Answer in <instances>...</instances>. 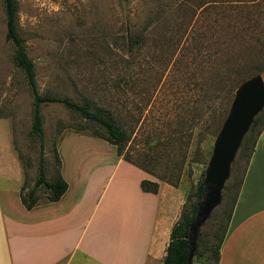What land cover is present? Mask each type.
<instances>
[{
    "label": "rangeland",
    "instance_id": "374dc122",
    "mask_svg": "<svg viewBox=\"0 0 264 264\" xmlns=\"http://www.w3.org/2000/svg\"><path fill=\"white\" fill-rule=\"evenodd\" d=\"M16 3L17 30L35 66L39 93L90 101L107 111L131 135L125 153L133 164L162 184H177L181 212L194 203L235 90L258 74L264 80V0ZM6 31L0 0V188H13L8 179L15 178L16 163L26 194L35 185L41 159L47 180L60 173L71 182L84 172L87 176L97 160L112 159L116 148L91 131H78L84 119L58 103L41 106L40 150L31 134L32 95L14 65ZM257 117L254 135L264 110ZM251 144L248 138L239 148L232 181L241 178ZM37 197L38 204L46 202L44 187ZM228 205L225 194L196 242L200 233L202 239L212 234ZM191 264L214 261L194 256Z\"/></svg>",
    "mask_w": 264,
    "mask_h": 264
},
{
    "label": "crops",
    "instance_id": "0c3cea01",
    "mask_svg": "<svg viewBox=\"0 0 264 264\" xmlns=\"http://www.w3.org/2000/svg\"><path fill=\"white\" fill-rule=\"evenodd\" d=\"M111 157L97 160L87 176L67 179L68 190L59 201L31 210L21 203L23 178L14 164L15 178L8 179L13 188H0V264H163L181 214L180 191L116 153ZM142 180L157 182L158 193L143 192ZM218 264H264V128L246 167Z\"/></svg>",
    "mask_w": 264,
    "mask_h": 264
},
{
    "label": "trees",
    "instance_id": "16d2710c",
    "mask_svg": "<svg viewBox=\"0 0 264 264\" xmlns=\"http://www.w3.org/2000/svg\"><path fill=\"white\" fill-rule=\"evenodd\" d=\"M4 8L6 15V40L10 42L14 47L13 62L15 67L20 69L25 76L27 84L30 88V92L33 99V111H32V126L31 134L38 140L40 150H43L44 133L42 127V115L41 106L45 104L58 103L72 112L79 114L83 119L78 131H91L95 136L104 140L106 143L116 148V155L122 157V159L135 166L133 162L128 158L125 153V149L131 140V135L127 134L125 129L119 125L113 116L109 115L104 109L96 108L90 101H85L83 104H79L71 101L68 98H60L51 95H41L39 93L36 84L35 66L29 58L24 40L20 37L17 30L16 14L17 3L16 0H4ZM243 82V81H242ZM259 117H256L253 124L244 137L241 150L244 148L248 138H252V144L249 152V156L246 162L245 170L248 165L250 156L252 154L255 141L264 128V122L260 124L259 129L254 135V130L257 127ZM139 169L146 171L145 169L138 167ZM244 172L241 175L239 181H232L231 179L226 183L223 191V198L225 194L229 200L228 209L224 208V211L220 215V222L214 229L212 234L206 235L207 239H202L200 233L198 241L196 242L194 256H206L208 260L214 261V264L219 262V252L221 245L226 237L231 215L236 204V200L240 191V187L243 182ZM148 172V171H146ZM204 176V172L203 175ZM171 184V183H170ZM173 187H177V184H171ZM44 187L46 190L47 199L45 203H55L59 201L62 196L68 190V184L62 179L60 173L58 178L54 181H49L45 177L44 162L41 159L39 163L38 176L35 181V185L26 194L20 192L21 203L27 210L33 209L38 205L37 189ZM140 188L145 193L157 194L159 185L156 182L142 180L140 182ZM196 201L189 205V207L183 209L180 214L178 222L173 226L170 233V241L166 248V255L163 264H188V256L190 251V245L188 240L189 226L194 221L197 209L200 205L203 193V179H201L196 186ZM235 190V193H233ZM225 220L221 219L224 217ZM216 211L212 214L215 215ZM212 218V216H211ZM202 246V250L199 251V246Z\"/></svg>",
    "mask_w": 264,
    "mask_h": 264
},
{
    "label": "water",
    "instance_id": "95a60500",
    "mask_svg": "<svg viewBox=\"0 0 264 264\" xmlns=\"http://www.w3.org/2000/svg\"><path fill=\"white\" fill-rule=\"evenodd\" d=\"M263 110L264 80L258 74L237 87L226 117L214 139L204 171V193L195 219L189 226L188 264L192 263L200 228L222 203L224 187L230 179L232 165L242 141L249 132L254 119Z\"/></svg>",
    "mask_w": 264,
    "mask_h": 264
}]
</instances>
